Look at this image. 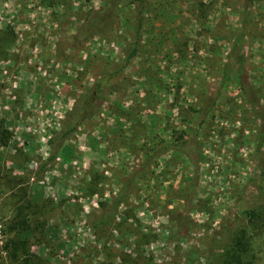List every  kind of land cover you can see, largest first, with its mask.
Wrapping results in <instances>:
<instances>
[{
	"label": "rangeland",
	"instance_id": "rangeland-1",
	"mask_svg": "<svg viewBox=\"0 0 264 264\" xmlns=\"http://www.w3.org/2000/svg\"><path fill=\"white\" fill-rule=\"evenodd\" d=\"M126 1L94 33L87 26L102 0H0V130L11 132L0 144V264H205L215 233L229 227L247 244L239 264H264V142L255 147L264 130V0H146L142 51L118 70L132 33ZM242 30L247 96L226 65ZM97 80L105 95L97 113L66 141V158L40 170L48 136ZM158 108L167 138L195 140L196 164L186 156L178 171H159L155 160L143 170L145 160L122 157L94 183L88 170L97 173L101 157L81 154L85 142L111 135L102 129L110 114L117 130L116 115ZM130 174L137 179L115 222L94 229L101 202L112 203ZM184 205L194 224L171 241L168 213Z\"/></svg>",
	"mask_w": 264,
	"mask_h": 264
},
{
	"label": "trees",
	"instance_id": "trees-1",
	"mask_svg": "<svg viewBox=\"0 0 264 264\" xmlns=\"http://www.w3.org/2000/svg\"><path fill=\"white\" fill-rule=\"evenodd\" d=\"M123 1L124 0H102V6L100 7V9L94 16L89 19V25L87 26L89 31L94 30V33L97 32L94 27L96 26V22L98 21H103L104 23L113 22L119 14L118 12ZM146 5V0H127L125 3V6L127 7L126 10L129 13L132 33L130 40L123 48L122 63L119 66L118 70H122L130 63L133 58L137 57L142 51L143 28L145 21L144 11L146 9ZM243 32V30L240 31L232 40V45L227 54L229 60L226 65H228L229 63L232 65V67L234 68V75L240 84L241 92L243 95L247 96L250 93L248 86L246 85L249 78L244 66L245 57L242 54L240 47L238 46V43H240L243 39ZM222 75H224V73ZM101 91V80H97L94 82L91 88L87 89L84 92V94L76 102L72 109L67 112L61 127L46 141L49 147V154L40 163V170L45 166L47 162L55 160L60 155H62L63 158H66L67 153H70V147L66 145V141L71 138L79 125H81L84 121L90 119L97 113L99 108L98 100L99 98L105 96ZM208 99L210 101V106L205 109V113H208L211 110L215 102L214 98ZM253 110L255 112L257 109L253 107ZM129 114V110H126L125 112H123L122 116H129ZM10 135L11 132L8 128H2L0 130V144L6 146L9 143ZM194 141L195 140L193 139L192 142H189V140L181 138V140H176L175 142H171L170 144L168 143L165 145H159L160 148H158V146L153 148L149 147L148 149L150 151H155L145 159V162H142L143 164L141 165V167L144 170L146 164H149L152 160V156H155L163 148L166 150V152H168L169 149L180 151L184 153L185 156H187L193 164H196V154L193 148V145L195 144ZM263 142L264 130H261L258 131V134L255 138V147L257 149H260ZM148 149H145V151H148ZM169 152H171V150H169ZM263 172L264 169H262V173ZM91 173L92 177H94L93 179H95V183L96 179H98L99 177V174L93 173V171ZM129 176L127 182H125V184L120 188L119 192L114 196V198H112V203L101 202L102 212L96 217L92 224V227L94 229L98 230L103 228H110V226H112V224L115 222V216L118 207L126 200L130 190L134 187V181H136L137 179L135 174H130ZM138 180H143L146 182V180L144 179ZM167 197L169 199V196ZM190 208L191 205H184L183 207L176 208V210L169 211L170 214L168 213L167 218V221L169 223V240L177 241L187 236L189 230L194 224L189 214ZM248 216L252 219L255 216V213L249 212ZM19 221L20 222L15 223H19L18 225L21 229H23V232H28V228H26L24 224L25 221ZM23 224L24 226H22ZM227 229L228 230L220 236H217L218 233H215V238L213 237V239L211 240V243L209 245V252H207L205 257V264H239L241 252L243 250H246L247 244H244L242 238L235 241L233 238V233L231 232V230H229L230 227ZM244 234L245 230L243 229L241 230V237H244Z\"/></svg>",
	"mask_w": 264,
	"mask_h": 264
},
{
	"label": "crops",
	"instance_id": "crops-1",
	"mask_svg": "<svg viewBox=\"0 0 264 264\" xmlns=\"http://www.w3.org/2000/svg\"><path fill=\"white\" fill-rule=\"evenodd\" d=\"M13 65L17 66V68L21 71H27L26 66H18L20 65V62L17 59L14 60ZM27 73L28 78L33 77V74L30 75V72ZM154 94L161 95L159 90L155 91ZM151 109H144L143 111L139 110L137 113L134 112V110L132 115L129 114V116L116 115L119 116L122 121L119 122L121 124L117 130H115L116 125H113V121L115 123L118 121L113 119L115 116L113 112L114 115L110 114V117L107 119V123L105 122L104 126H102V129H109L111 131V135H102L104 133L103 130L97 141L90 144L85 142L87 147L86 150H82L81 154H84L87 158L89 153L95 152V154H98L101 157L99 166L96 169L97 173H108L111 168L119 166V162H122L120 161L122 157L131 158L133 156H138L141 160H145L155 151H150L148 149L149 147L153 148L176 141L169 135L168 138L166 136L168 130L165 125V120L162 118V109L159 110L158 108L157 111L154 110V113ZM150 111L153 115L149 114ZM78 127H80V125ZM152 129H155L160 134L161 138H154ZM49 137L50 136H48V138ZM134 147L135 149L132 150ZM145 149H148V151H145ZM169 150H171V152H169ZM169 150L166 152V150L163 149V151L159 152L157 155L152 156V160H155L154 166L159 171H165V169H173L174 171L177 169L178 171L180 167L177 168L179 163L176 158L186 157L185 154L180 151H176L175 149ZM86 158H84L85 161ZM149 166H152V164L150 165L149 163ZM92 170L93 169H89L88 171L92 172ZM115 180H117V177L114 178V182L110 180V184H116L117 181ZM146 183H148V181Z\"/></svg>",
	"mask_w": 264,
	"mask_h": 264
}]
</instances>
